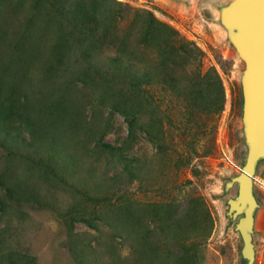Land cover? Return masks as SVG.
Wrapping results in <instances>:
<instances>
[{"label":"rangeland","instance_id":"374dc122","mask_svg":"<svg viewBox=\"0 0 264 264\" xmlns=\"http://www.w3.org/2000/svg\"><path fill=\"white\" fill-rule=\"evenodd\" d=\"M116 1L129 12L119 19L115 33L127 36L139 54L157 55L138 42L141 23H135L133 16L143 11L177 32L174 46L188 43L197 48L198 63L188 61L185 68L192 73L197 67L201 74L216 69L224 90L223 108L217 113L195 112L181 97L153 83L147 88L148 99L153 101L156 119L162 121L160 138L151 142L140 137L128 150L136 160L127 171L96 144L95 131L85 133L88 126L102 129L103 140L118 146L127 132L123 118L92 104L86 86L80 93L76 89L79 137H88L82 144L70 143L73 158L67 167L63 161L48 164L45 179L39 176L44 164L38 155L15 156L0 148V171L15 167L25 186L41 200V204H14L0 186V197L11 205L0 215L4 247L26 251L37 264H77L66 242L73 234L95 248L100 264L116 259V264H241V240L226 216L227 199L236 195L237 184L224 190L225 182L238 174L239 154L241 148L245 150L244 140L241 144L243 63L218 20V8L228 0ZM104 54L106 49L89 60L104 67ZM253 189L259 207L252 264H264V161L257 165ZM166 218L174 230L165 229ZM189 228L194 234L186 240L184 232Z\"/></svg>","mask_w":264,"mask_h":264},{"label":"trees","instance_id":"16d2710c","mask_svg":"<svg viewBox=\"0 0 264 264\" xmlns=\"http://www.w3.org/2000/svg\"><path fill=\"white\" fill-rule=\"evenodd\" d=\"M124 12L129 9L116 0H0V148L15 156L38 155L44 164L39 176L45 179L47 165L63 161L67 167L73 158L70 143L82 144L93 131L104 153L131 170L136 158L128 150L134 143L140 137L151 142L160 138L162 121L156 119L148 99L147 88L153 83L181 97L195 112L217 113L223 108L224 90L216 69L201 74L197 67L192 73L185 68L188 61L198 63L195 46H174L175 30L149 12H136L134 22L141 23L139 44L157 52L156 58H147L145 51L139 54L130 46L127 36L115 33ZM103 49L105 66L90 62ZM85 86L92 104L123 118L127 132L118 146L103 140L106 131L90 126L85 138L79 137L81 110L75 90L80 93ZM244 156L241 148V166ZM0 186L14 204H41L38 193L25 186L13 166L0 171ZM6 199L0 197V215L11 206ZM164 214L171 217L168 210ZM166 219L165 229L174 230L171 219ZM192 234V228L186 230L185 239ZM71 235L66 242L76 263L100 264L95 248ZM4 246L0 232V264H37L26 251ZM240 261L246 262L241 257Z\"/></svg>","mask_w":264,"mask_h":264},{"label":"water","instance_id":"95a60500","mask_svg":"<svg viewBox=\"0 0 264 264\" xmlns=\"http://www.w3.org/2000/svg\"><path fill=\"white\" fill-rule=\"evenodd\" d=\"M218 12L219 24L243 63L240 86L245 160L238 174L224 184L225 191L237 184L236 195L227 199L226 216L234 222L241 239V258L252 264L254 218L259 207L253 178L257 165L264 161V0H230Z\"/></svg>","mask_w":264,"mask_h":264},{"label":"flooded vegetation","instance_id":"af4514ba","mask_svg":"<svg viewBox=\"0 0 264 264\" xmlns=\"http://www.w3.org/2000/svg\"><path fill=\"white\" fill-rule=\"evenodd\" d=\"M229 1H230V0H228L226 3H228ZM226 3H225V4H226ZM223 5H224V4H223ZM220 7H221V6H220ZM220 7H219V8H220ZM219 8H218V11H219ZM218 19H219V12H218ZM241 96H242V95H241Z\"/></svg>","mask_w":264,"mask_h":264},{"label":"built area","instance_id":"2783aa9c","mask_svg":"<svg viewBox=\"0 0 264 264\" xmlns=\"http://www.w3.org/2000/svg\"><path fill=\"white\" fill-rule=\"evenodd\" d=\"M231 163H233L231 160H230Z\"/></svg>","mask_w":264,"mask_h":264}]
</instances>
